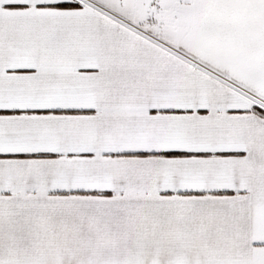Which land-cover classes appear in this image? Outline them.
Returning <instances> with one entry per match:
<instances>
[{"label":"snow or ice","instance_id":"1","mask_svg":"<svg viewBox=\"0 0 264 264\" xmlns=\"http://www.w3.org/2000/svg\"><path fill=\"white\" fill-rule=\"evenodd\" d=\"M0 264H264V0H0Z\"/></svg>","mask_w":264,"mask_h":264}]
</instances>
